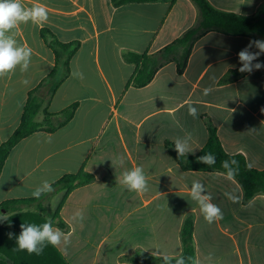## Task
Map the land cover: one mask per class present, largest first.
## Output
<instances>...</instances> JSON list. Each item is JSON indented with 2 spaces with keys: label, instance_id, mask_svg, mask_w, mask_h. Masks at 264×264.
Listing matches in <instances>:
<instances>
[{
  "label": "crops",
  "instance_id": "crops-1",
  "mask_svg": "<svg viewBox=\"0 0 264 264\" xmlns=\"http://www.w3.org/2000/svg\"><path fill=\"white\" fill-rule=\"evenodd\" d=\"M208 1L220 11L264 17V0ZM22 3L46 6L48 22L42 27L28 22L6 33L33 54L26 71L21 64L0 77V147L19 127L30 93L55 67L42 30L62 43L80 44L70 76L45 104L54 115L73 106L76 110L63 127L33 133L12 149L0 174V204L34 198L31 193L42 181L53 185L84 170L94 181L72 191L63 203L59 217L67 228L53 225L72 233L67 254L63 245L55 247L67 264H133L128 259L137 252L180 257L188 216L194 218L197 264H264V195L246 202L234 178L182 170L167 146L191 136L194 151L186 156L197 155L208 142L210 124L227 153L241 154L250 167L264 171V68L241 73L237 56L256 39L209 32L194 45L182 74L176 62H169L149 85L135 88L136 66L125 61L124 53L154 56L193 28L199 12L192 0L119 6L113 0ZM249 51L258 49L253 45ZM205 88H211L210 94H203ZM192 102L199 112L195 119L187 110ZM43 118L41 113L37 120ZM136 166L147 177V192L129 191L120 183L123 172ZM193 181L204 185L203 194L222 209V219L205 221L190 197ZM60 196L47 204V211L37 213L34 205L14 214L51 219ZM78 211L84 219L73 222ZM5 213L7 220L12 214ZM17 252L15 260L0 255V264H54L51 252Z\"/></svg>",
  "mask_w": 264,
  "mask_h": 264
},
{
  "label": "trees",
  "instance_id": "trees-1",
  "mask_svg": "<svg viewBox=\"0 0 264 264\" xmlns=\"http://www.w3.org/2000/svg\"><path fill=\"white\" fill-rule=\"evenodd\" d=\"M158 0H113L114 4L119 6L129 2H154ZM175 2L176 0H172ZM196 5L199 18L197 24L185 32L180 38L164 47L154 56L147 54H137L133 52L124 53L126 62L136 66L131 84L135 88H143L149 85L159 72V70L169 62H176L178 72L182 74L188 65L189 58L196 42L209 32H218L227 36H247L258 40H264V17H248L232 12H224L216 9L208 0H192ZM42 38L46 45L52 49L55 55V67L52 72L40 83L36 90L29 95L28 103L19 127L12 137L0 147V174L4 163L12 149L23 139L36 132H54L66 125L74 116L76 107L73 106L58 115L49 114L45 104L56 93L58 88L70 76V62L80 44L77 42L62 43L48 30H42ZM264 57V56H263ZM263 57L261 59H263ZM260 59V60H261ZM237 74V73H236ZM44 114L41 122L37 120L38 115ZM209 139L204 148L195 156H178L174 146L167 144L170 153L175 161L184 171H205L220 172L226 174V169L222 167V161L238 162V171L233 177L244 191V200L250 201L257 195H264V171L254 169L247 163L246 158L241 154H229L225 151L217 129L209 124ZM207 153L215 155V164L209 166L198 162V157ZM236 168L237 165H232ZM94 181V176L84 170L77 174H69L58 180L52 185L54 191L43 194L39 199L29 198L21 200H12L0 204V215L12 214L3 222L0 221V255L15 260V255L26 250H19L16 245L15 236H18L21 223L31 221L32 224H42L48 219L41 218L38 214L34 217H18V211L23 207H33L37 213L47 211V204L58 194H62V199L51 217L52 225H58L66 229V224L60 219L59 212L72 191L78 187L88 185ZM18 218V219H17ZM9 233L14 234L9 238ZM182 254L186 259V264H195L196 248L194 243V218L188 216L183 224L181 231ZM16 248L17 250L13 249ZM44 253L51 252L54 255V264H67L64 258L52 245L44 247ZM36 255V253H32ZM180 256V257H181ZM171 258V264H175L176 259ZM133 264H164L162 257L152 256L146 253L137 252L128 259ZM51 264L44 261L43 264ZM197 264V262H196Z\"/></svg>",
  "mask_w": 264,
  "mask_h": 264
},
{
  "label": "clouds",
  "instance_id": "clouds-1",
  "mask_svg": "<svg viewBox=\"0 0 264 264\" xmlns=\"http://www.w3.org/2000/svg\"><path fill=\"white\" fill-rule=\"evenodd\" d=\"M31 22L33 25L42 27L48 22V11L46 6L33 4L31 7L22 3V0H0V77L5 74L11 73L15 70L17 65L22 64V71H26L29 66L30 58L33 54L32 48L28 46H16L17 41L10 35H6L12 29L18 28L21 24ZM253 45L258 49L256 52L249 51ZM264 54V40H250L247 47L243 48L237 53L238 61L241 64L239 71L241 73H251L253 70H260L264 68V63L259 62V57ZM253 61L257 63L253 64ZM23 62V63H22ZM82 78V75H81ZM23 83L27 85L28 80ZM211 88L203 90L204 95H208ZM194 102L187 104L188 114L194 119L198 117V108L193 106ZM191 136L184 138H177L174 141L175 150L178 156H186L188 153L193 152L191 147ZM198 162L207 164L209 166L215 164L216 157L212 153H207L199 156ZM232 165H237L233 168ZM222 167L226 169L227 178H233L238 171V162L222 161ZM120 183L129 191L143 193L148 191V181L144 174V170L140 166L134 167L132 170L125 171L122 174ZM54 191L52 183L44 180L40 185L36 186L31 195L39 199L43 194ZM205 193V187L200 181H193L190 189V197L195 201L200 209L206 222L209 224L223 218L222 209L212 202V197ZM225 195L237 202V198L231 193ZM73 222H82L84 217L82 212H76L71 217ZM6 220V215H0V221ZM21 231L18 236H15L16 245L19 250L27 251L29 254H40L43 252L44 247L52 245L59 247L63 245V251L67 254V248L70 244L71 232L65 233L59 228H54L50 219L42 224L21 223ZM12 233H9V238H13ZM164 264H171V258L164 257ZM175 264H186V259L182 255L176 259ZM196 264V262H195Z\"/></svg>",
  "mask_w": 264,
  "mask_h": 264
},
{
  "label": "rangeland",
  "instance_id": "rangeland-1",
  "mask_svg": "<svg viewBox=\"0 0 264 264\" xmlns=\"http://www.w3.org/2000/svg\"><path fill=\"white\" fill-rule=\"evenodd\" d=\"M60 201H61V196H60V199L59 200L55 201V203L53 205V208H52L53 210H56V208L58 207Z\"/></svg>",
  "mask_w": 264,
  "mask_h": 264
}]
</instances>
